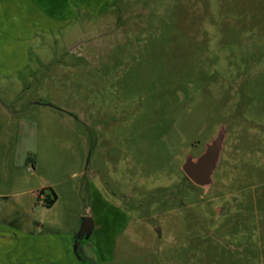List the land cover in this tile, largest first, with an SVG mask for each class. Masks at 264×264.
Segmentation results:
<instances>
[{
    "label": "rangeland",
    "instance_id": "374dc122",
    "mask_svg": "<svg viewBox=\"0 0 264 264\" xmlns=\"http://www.w3.org/2000/svg\"><path fill=\"white\" fill-rule=\"evenodd\" d=\"M15 96L0 191L36 190L0 199V264H264V0H0L1 121Z\"/></svg>",
    "mask_w": 264,
    "mask_h": 264
},
{
    "label": "water",
    "instance_id": "95a60500",
    "mask_svg": "<svg viewBox=\"0 0 264 264\" xmlns=\"http://www.w3.org/2000/svg\"><path fill=\"white\" fill-rule=\"evenodd\" d=\"M225 128L222 125L216 135L205 144L203 151L196 157L188 154L181 169L186 177L196 186L207 188L213 183V173L219 164L220 155L225 141ZM93 229V223L90 216L82 218V225L76 234L74 241V252L78 258H84L81 242L84 238L90 236Z\"/></svg>",
    "mask_w": 264,
    "mask_h": 264
},
{
    "label": "crops",
    "instance_id": "0c3cea01",
    "mask_svg": "<svg viewBox=\"0 0 264 264\" xmlns=\"http://www.w3.org/2000/svg\"><path fill=\"white\" fill-rule=\"evenodd\" d=\"M49 6V2L44 4V7ZM19 96L13 97L9 101V103L5 104L4 106V112L6 113V118L3 121L0 120V134L6 133V135L11 138V140L18 141L20 139V134L22 132H25L26 134H30V123H31V134L34 132L33 125L35 123L34 120H28L29 116L26 114L30 112V107L35 104V101L33 102H26V101H20L18 99ZM22 103L23 108L19 109L20 104ZM9 104V105H8ZM42 107L46 106V104H41ZM24 113H26L24 115ZM24 115V116H21ZM46 119V118H45ZM48 119H50L48 117ZM24 123V124H23ZM24 125V126H21ZM20 150V149H19ZM35 171V169H34ZM19 165H13L11 169L9 170L8 174V180L6 184V190L0 191V199L1 202H9V201H18L20 200L21 196H34L35 187H23L20 189V185H17V180L19 179ZM40 197H42L40 195ZM74 251V249H73ZM75 253V252H74Z\"/></svg>",
    "mask_w": 264,
    "mask_h": 264
},
{
    "label": "trees",
    "instance_id": "16d2710c",
    "mask_svg": "<svg viewBox=\"0 0 264 264\" xmlns=\"http://www.w3.org/2000/svg\"><path fill=\"white\" fill-rule=\"evenodd\" d=\"M40 193L42 194L43 192L42 191H40ZM48 201V203L49 204H51L53 201H54V199H51V200H47ZM85 261H89V259H84Z\"/></svg>",
    "mask_w": 264,
    "mask_h": 264
},
{
    "label": "flooded vegetation",
    "instance_id": "af4514ba",
    "mask_svg": "<svg viewBox=\"0 0 264 264\" xmlns=\"http://www.w3.org/2000/svg\"><path fill=\"white\" fill-rule=\"evenodd\" d=\"M82 259V258H81Z\"/></svg>",
    "mask_w": 264,
    "mask_h": 264
}]
</instances>
